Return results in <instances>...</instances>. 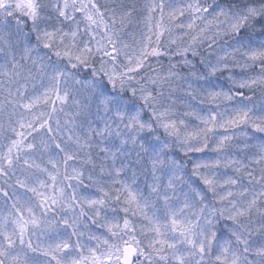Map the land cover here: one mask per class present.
I'll return each instance as SVG.
<instances>
[{
    "label": "snow or ice",
    "instance_id": "6c2138e0",
    "mask_svg": "<svg viewBox=\"0 0 264 264\" xmlns=\"http://www.w3.org/2000/svg\"><path fill=\"white\" fill-rule=\"evenodd\" d=\"M0 264H264V0H0Z\"/></svg>",
    "mask_w": 264,
    "mask_h": 264
}]
</instances>
